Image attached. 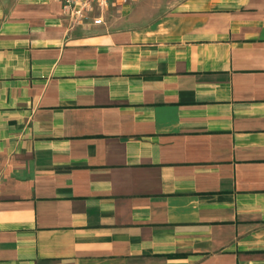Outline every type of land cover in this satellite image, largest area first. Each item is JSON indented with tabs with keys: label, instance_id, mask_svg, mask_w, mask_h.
I'll return each mask as SVG.
<instances>
[{
	"label": "crops",
	"instance_id": "crops-1",
	"mask_svg": "<svg viewBox=\"0 0 264 264\" xmlns=\"http://www.w3.org/2000/svg\"><path fill=\"white\" fill-rule=\"evenodd\" d=\"M0 0V264H264V0Z\"/></svg>",
	"mask_w": 264,
	"mask_h": 264
},
{
	"label": "built area",
	"instance_id": "built-area-1",
	"mask_svg": "<svg viewBox=\"0 0 264 264\" xmlns=\"http://www.w3.org/2000/svg\"><path fill=\"white\" fill-rule=\"evenodd\" d=\"M71 25L74 24H102L104 14L112 0H60Z\"/></svg>",
	"mask_w": 264,
	"mask_h": 264
}]
</instances>
